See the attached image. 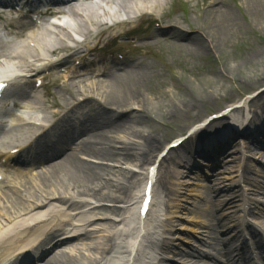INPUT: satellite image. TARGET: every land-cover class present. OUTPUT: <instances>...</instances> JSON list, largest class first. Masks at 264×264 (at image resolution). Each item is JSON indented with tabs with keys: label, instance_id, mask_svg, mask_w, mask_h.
<instances>
[{
	"label": "bare ground",
	"instance_id": "bare-ground-1",
	"mask_svg": "<svg viewBox=\"0 0 264 264\" xmlns=\"http://www.w3.org/2000/svg\"><path fill=\"white\" fill-rule=\"evenodd\" d=\"M165 1L107 0L106 2L105 16L127 17L130 19L128 22H135L136 15H143L148 11L159 14L160 18L166 19V26L160 27L158 30H152L149 27L125 31L126 22L118 27H112L110 24L103 22V17L95 14L94 10L89 11L85 16L86 19L83 18L82 23L79 25L82 38L73 37L70 32H67L66 38L73 44L71 46L77 49L88 45L92 41L95 42L94 45L87 47L88 55L90 53L101 54L109 50L116 51L121 49V46L127 47L136 52L133 56L134 60L130 63L105 62L100 69H96L95 72H91L86 76H83L82 71L72 72L63 76L64 79L61 83L59 77L53 80L51 84L42 85L40 92L37 91V85L31 86L30 90L28 88L22 90L24 86H19V83L24 78L19 77L18 74L42 73V69L48 68L46 63L51 64V66L62 65L63 60L60 59L59 62L52 63L49 57L70 50V44H67L66 40H60L58 44L57 41L49 42L45 33L48 29L43 28L33 30L21 37L20 41L16 45L14 44L15 46H4L7 48L4 55L7 51H10V56L7 58L0 57L2 59V62H0V69L2 68L0 75L9 78L7 80L9 84H7L12 89H10L11 93L8 90L5 102L10 100L19 101L22 108L19 115L13 116V121L17 125L10 130V136L18 134L19 139L17 142L19 144L26 142L29 136L28 131L34 129L35 124L26 125L27 123H24L22 118L25 115L34 120L41 119V121L45 120L46 122L40 128L46 130L44 136L36 139L35 142L42 140L44 137H50L72 145L71 142L74 141L75 137L79 135L85 137L83 136L79 143L72 145L73 148L71 149L81 152L80 170L76 169L73 162V153L71 152L65 153L61 159L54 160L46 165V173L37 171L30 174L31 176L25 177L23 176L24 172L19 169L16 170L13 179L17 184L10 189V192L0 195L4 201H1L0 204H5L4 208L6 210V217L2 218L4 215H2L0 208V239H2L0 242V259L8 258L18 249L20 250L28 245V243L22 244L23 242L41 237L43 235L41 226L49 229L52 225H54L52 231L41 240L39 246L35 249L56 239L58 231L63 228L56 227L58 225H79L81 228L84 226L85 231H81L77 235L79 240H83L82 237L84 239L90 237L96 227L109 224V229L103 230L108 232L109 240L99 254L94 256L92 254V257L85 262L82 260L85 258L79 254H75L67 260L52 254L43 264H163L165 262L163 256L174 249L172 238L175 235L173 237L172 231L175 225L170 224L172 221L171 215L178 213L180 204L174 201V205L171 200L169 201V207L172 208L173 204L175 210L169 209V211L164 212L165 209L162 207L164 203L161 200V189L163 188L160 183L157 184L160 173L159 166L174 150L171 148L166 157L160 158L157 154L160 145H162L160 140H157L151 132L145 133L144 130L137 128V125L144 123L147 119H152L155 109L160 111L159 109L162 107L174 105V101H171L173 98L156 102L155 99H158V97L149 90L151 84H166L165 79L161 76L158 77L157 73L159 66L168 67L164 62L166 54L171 52L179 56H182L183 53L188 56H200L202 54L199 52L189 53V51L191 49L202 50L206 46L210 47L211 37L215 40L219 39L218 36L223 33V28H220L221 22L212 24L214 29L218 28L219 34L210 31V33L208 32L210 36L204 29L203 31L197 30V32L193 31L191 33L184 31L178 26L177 19L172 18V14L166 15L163 13L162 7ZM225 2L220 0L218 5H214L215 7L209 4L203 5L202 3L197 10H204L206 6H208L206 10H213L217 7L222 8L226 4ZM261 6L263 5L261 4ZM90 8L93 9V7ZM178 18L183 19V21L187 19L186 17ZM149 19L153 21L154 17H149ZM187 28L191 29L190 27ZM159 31L161 35H158ZM122 37L129 39L122 41L120 40ZM150 37L152 39L144 40ZM38 39H41V41ZM100 39L103 40L101 45L97 44ZM34 42L36 47H34ZM9 44L11 45L10 41ZM155 47L164 50V57L160 61L147 59L149 55L158 56ZM171 47L174 49H171ZM171 53L168 56H172ZM181 59L179 58L180 67H186L187 64ZM202 69L205 71L209 69V66L202 65ZM97 70L99 71L97 72ZM16 74L17 76L11 78V75ZM39 76L40 78L46 77V74L42 73ZM157 79L159 83H155ZM261 80H264V77L257 76L256 82ZM85 81H90L91 92L82 88L81 83ZM54 88H57V91H54ZM27 92L31 93L33 97L26 96L28 95ZM94 96H99L100 100L96 101ZM238 99H241V96ZM248 103L245 102L244 106ZM253 106L257 109H254L253 115H248L246 112L245 116H249L246 119L248 122L260 121L261 126L249 127L248 123L247 129L239 131L244 123L239 122L243 110L231 107L228 118H231L235 123L228 125L226 124L227 121H223V119L213 120L211 118L210 123L212 125L222 123V126L214 129V127L202 124L193 128L190 136L185 135L187 139H194L196 135L203 131H211L210 137H203L202 140L197 141L195 147L191 148V155L187 161L192 163L188 162L189 165L187 163L188 169L194 167L192 169L197 168L203 173L204 170L210 171L211 168L205 169L200 165L202 157L214 160L221 154L223 155L226 152V146L234 144V135H238L240 137L238 140L243 141V144H245L244 152L247 150L248 153L260 154L257 158L264 160V117H262L264 115V92L259 94L253 102ZM50 109H54L52 114L57 116L54 123L49 121L48 113ZM236 123L238 124L237 130L234 129ZM192 127L189 126L187 129ZM209 128H212V130ZM0 146H2L1 143ZM258 149L261 151H258ZM3 150V147L0 148L2 155H4ZM177 158H180V153L177 154ZM95 159L112 162L113 164L107 166L103 163L93 162ZM246 159L250 160L251 158ZM184 162L180 160V163L185 166L186 162ZM157 163L159 164V173L152 188L153 203L150 211H160V216L153 218L154 213L151 216L152 211H149L143 217L139 215L138 210L140 195L147 181L153 177H150V173L156 171V166L153 168V165ZM116 164L120 165L116 166ZM261 172L260 174H264V170ZM211 176H207L209 180L212 179ZM263 177L264 175L261 176V183L257 185V191L264 194ZM246 178L248 179L247 176ZM25 181L31 182L32 191L24 184L21 185ZM216 183L220 187V184L224 182L219 178L211 185H206V189L199 191V194L207 199L209 194L216 191ZM103 189H107L108 192L105 194L102 192ZM198 202L195 197L189 208L186 206H183V208L188 209L189 212H195L197 214L195 218L197 219H201L207 213L208 219L203 220L204 223H202L205 226L204 231L195 228H192V230L203 234L202 240H204L203 242L207 248H215L220 242V223L218 222L220 214L216 212L219 205L217 204L213 210L205 213L207 208H204ZM111 203L113 206H110ZM8 205H11V207L8 208ZM197 208L202 209L200 211ZM252 208L249 211L258 214V217L264 220V199H258ZM106 212L112 215V218L107 217ZM169 217L171 221L168 220ZM148 218L151 220H148ZM114 227L115 229H113ZM170 235L171 237H169ZM69 239L72 242L67 245L74 244L75 241L71 237ZM158 252H160L159 255ZM204 254L202 251H195L187 253L188 256L186 257H196L198 258L196 260H202Z\"/></svg>",
	"mask_w": 264,
	"mask_h": 264
},
{
	"label": "rangeland",
	"instance_id": "rangeland-1",
	"mask_svg": "<svg viewBox=\"0 0 264 264\" xmlns=\"http://www.w3.org/2000/svg\"><path fill=\"white\" fill-rule=\"evenodd\" d=\"M219 1L166 0L162 7L163 13L166 15L172 14V18L174 20L177 19L178 26L184 31L191 33L193 31L197 32V30L203 31L204 29L207 34L210 31L214 34L215 32L219 34L218 28L214 29L212 24L221 22L220 28H223V33L219 34V39L215 40L211 37L210 47L206 46L202 50L191 49L189 51V53L199 52L202 57L188 56L185 53L179 56L171 52L173 55L168 56L170 55L168 52L164 60L168 67H158V77H163L166 84H151L149 90L158 97V99H155L156 102L173 98L171 101H174V105L162 107L159 109L160 111L155 109L152 119H147L144 123L137 125V128L144 130L145 133L151 132L157 140H160L162 145H160L161 148L159 147L158 155H163L162 149L164 150L165 148L162 147L164 145L168 146L174 139H178L180 135L185 133L187 127L199 119L232 104L240 96L258 91L264 85V80L256 82L257 76L264 77V0H223L226 1V4L222 8L217 7L213 10H206L208 7L206 6L204 10H197L202 3L203 5L214 6L218 5ZM182 5H185V9L187 8L184 14H182ZM178 17H186L187 19L183 21V19ZM171 49L174 48L171 47ZM159 51L163 52L164 55L163 49L159 48ZM179 58H182L181 60L187 64L186 67H180ZM149 59L155 61V58ZM205 64L209 66L210 70L204 71L202 69V65ZM50 79H53V77H48L46 80L49 81ZM156 81L155 83H159L158 79ZM89 85L90 81L81 83L82 88L91 92ZM56 89L54 91H57ZM94 99L96 101L100 100L99 96H94ZM171 112L173 113L171 114ZM218 124L220 123L210 126L217 127ZM121 135L124 136L122 133ZM83 136L80 135L77 139L78 142H76L79 143ZM194 141H188L174 150L159 166V180L163 188H160L162 191L161 200L164 203L162 206L165 209L164 212L169 211V209L175 210V207H173L175 202L180 204L178 213L171 215L172 221L170 217L168 219L171 221V225H175L172 231L173 237L175 235L172 238L174 249H171L170 252L163 256L165 260L163 264H195L196 257L187 258V253L195 252L197 249L205 250L206 247L203 244L204 240H202L203 234L193 231L192 228L204 231L205 226L202 223H204L203 220L208 219L206 212L213 210L214 205L220 203L221 197L224 195L213 192L209 194L207 199H204V196L200 195L199 191L205 190L206 185H211L219 178L224 182L220 186L225 185L227 182L232 184L231 181L235 178V173L239 167V151L243 147L233 141L234 144L226 146V152L223 155L221 154L214 159L217 163L210 171L204 170L203 173L197 168L192 169L194 167L188 169L191 161L189 162L187 159L191 155V148L196 145V143H193ZM178 153H180L179 159L177 158ZM251 153L252 159L256 161L247 162L250 180L246 184L248 187L253 188V191L250 192L253 193L256 200L264 199V194L257 191V185L261 183V176L264 175L260 174L264 170V160L257 158L260 154ZM80 156L81 154L79 153L73 154V162L77 170H80ZM180 160L183 162L187 161L186 163L184 162L186 165L184 166V164L180 163ZM93 162L103 163L107 166L113 164L112 162L99 159H95ZM211 163H213V159L211 161V159L209 160L206 157H202L200 161V165L205 167V169L210 168ZM117 164L116 166L120 165ZM208 175L212 179L209 180ZM259 175L261 176L259 177ZM216 185L218 184L216 183ZM102 192L106 194L108 190L103 189ZM195 197L201 206L207 208L205 209L206 216H202L201 219L195 218L197 215L195 212H189L188 209L183 208V206L189 208ZM171 200L172 202L175 201L174 205L172 204V208L171 206L169 207V201ZM1 201L4 202L0 197ZM109 203L107 204L109 205ZM110 206H113L112 203ZM4 207L5 204L1 203L0 208L2 215H4L2 218L6 217ZM7 207L10 208L11 205ZM201 209L197 208L200 211ZM105 215L112 218V215L107 212ZM162 217L164 218V215ZM106 226L96 227L91 237L85 240L55 249L53 255L67 260L75 254H79L85 258L82 259L83 262L89 260L92 254L93 256L99 254L102 248L106 246L109 236H107L108 232L103 230H108L110 225ZM159 254L160 252H158ZM41 261L42 259L38 260V263L43 264L44 262Z\"/></svg>",
	"mask_w": 264,
	"mask_h": 264
},
{
	"label": "snow or ice",
	"instance_id": "snow-or-ice-1",
	"mask_svg": "<svg viewBox=\"0 0 264 264\" xmlns=\"http://www.w3.org/2000/svg\"><path fill=\"white\" fill-rule=\"evenodd\" d=\"M5 85H3L2 83H0V88H3ZM150 187L148 188L147 192L150 194ZM148 199H150V195H146V200H145V204H147Z\"/></svg>",
	"mask_w": 264,
	"mask_h": 264
}]
</instances>
